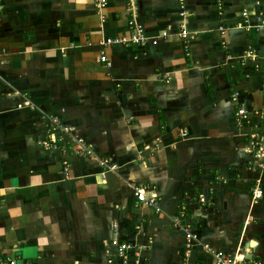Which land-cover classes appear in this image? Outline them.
Masks as SVG:
<instances>
[{
  "label": "crops",
  "instance_id": "0c3cea01",
  "mask_svg": "<svg viewBox=\"0 0 264 264\" xmlns=\"http://www.w3.org/2000/svg\"><path fill=\"white\" fill-rule=\"evenodd\" d=\"M104 2L0 0V256L102 264L118 240L145 248L139 264H184L179 219L196 236L186 263L215 264L207 244L264 264V171L251 140L264 29L241 17L253 20L264 0L220 10L217 0H134L143 46L102 44L128 36L132 15L127 0ZM37 110L117 169L102 179L70 139L43 149ZM133 186L159 211L138 204Z\"/></svg>",
  "mask_w": 264,
  "mask_h": 264
},
{
  "label": "built area",
  "instance_id": "2783aa9c",
  "mask_svg": "<svg viewBox=\"0 0 264 264\" xmlns=\"http://www.w3.org/2000/svg\"><path fill=\"white\" fill-rule=\"evenodd\" d=\"M96 6L101 9L105 7L104 0H96ZM222 0H217V9H221V2ZM127 7L129 10V14H132L131 17L127 20V29L129 30L128 36H121L116 38H106L102 44L103 45H117V44H133L137 46H143L148 41L151 40V38L145 36L142 32V29L140 26L136 23L135 20V5L134 0H127ZM182 8V7H181ZM250 12L244 9L241 12V17L243 19V26L246 28H254V29H264V8L260 12L254 13V19L250 20L249 18ZM181 16L183 15V12H181ZM100 18L103 20L104 17L100 16ZM222 28H220L221 30ZM181 37H186L187 32L184 28H182ZM156 42V40H152V43ZM101 62H106V57L102 54L100 56ZM264 61V56H263ZM264 78V77H263ZM264 83V81H263ZM263 96H264V84H263ZM31 109H34V107L31 106ZM38 111V115L42 121H44L47 125V135L45 140L42 142L43 149H55L59 147V144L65 143L64 141L72 140L73 145L75 146L74 154L80 157H88V158H94L98 166L102 169L100 176L102 179L105 178L106 173L113 172L117 169V166L110 162L108 159L105 158H99L92 149L85 144V142L76 136H72L70 128L65 126L60 122V120L55 117L51 116L43 111ZM236 118L238 119H245L246 114L242 110H238L236 112ZM260 118V130L257 134L251 135L252 140V147L254 148V154L253 157L258 162V167L261 171H264V109L259 113ZM66 145V143H65ZM66 165V163H64ZM133 189V195L137 201L138 204L147 206L150 208H153L156 212L159 211L157 204L154 200V198H149L146 196L145 191L143 188H139L136 186L132 187ZM261 198V190L259 187H255L252 192V199L257 200ZM172 225L174 228L181 230L184 234V251H183V257H184V264L186 263V260L191 252V249L194 246V242L196 239V236L189 230V227L186 225L181 224L179 219H175L172 222ZM111 246L114 248L113 255H109L105 258L102 264H139L138 260V253L140 250L145 249L142 247H136L131 244L122 243L118 240H112ZM202 249L212 254L215 264H240L242 261V258H239L238 256H229L222 252L213 250L209 247V245L204 244L202 246ZM0 264H32L31 262H22L20 263L17 259L7 256H0ZM253 264H261L260 262H253Z\"/></svg>",
  "mask_w": 264,
  "mask_h": 264
}]
</instances>
